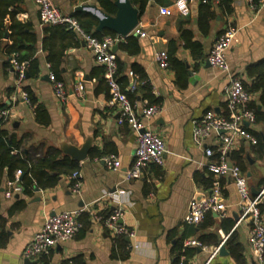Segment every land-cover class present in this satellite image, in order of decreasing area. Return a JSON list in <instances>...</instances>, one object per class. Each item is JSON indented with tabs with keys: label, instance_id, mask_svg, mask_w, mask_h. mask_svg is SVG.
<instances>
[{
	"label": "crops",
	"instance_id": "crops-1",
	"mask_svg": "<svg viewBox=\"0 0 264 264\" xmlns=\"http://www.w3.org/2000/svg\"><path fill=\"white\" fill-rule=\"evenodd\" d=\"M178 1L174 0L168 7V15L160 14L162 6L149 2L144 11L139 12L135 27L145 35L130 33L137 36L138 52L130 55L119 48L115 51L124 91H129L135 79L138 86L147 81L153 96L158 99L160 112L144 122L163 139L167 149L163 165L148 164L139 179L130 181L124 177L132 165L136 135L127 123L117 121L118 112L107 104L108 87L103 80L102 65L96 63L93 53L77 33L74 32V38L67 36L60 40L58 34L45 32L46 26L40 25L34 1L20 2L16 18L28 24L36 36L34 55L40 69L37 77H26L24 86L30 89L35 103L44 108L48 122L39 123L31 102L26 103L17 93L11 57L4 51L7 44L5 33L0 44V109L6 110L7 114L1 129L19 140V150L31 160L58 150L61 157L67 155L60 149L63 142L80 147L89 137L93 141L88 157L77 162L81 183L77 193L72 191V178L61 176L55 187L45 190L34 187L31 194H26L16 181L20 176L18 171L15 172V181L9 180L7 170L2 172L0 264H62L77 257L82 264H173L179 250L184 251L186 264H238L225 244V253L211 256L223 237L231 234L242 250L245 264H264V254L259 261L248 244L249 222L238 221V196L228 177L216 179L212 174V183L219 182L227 204L225 215L209 212L210 215L207 213L197 226L184 222L191 198L210 190L206 187L210 172L205 167L209 158L204 148L193 142L192 121L208 111L227 115L225 88L228 76L208 63V51L227 26L233 27L235 35L226 51V61L230 72L250 87L253 79L247 69L264 59V5L252 10L247 0H232V11L226 14L218 9V3L213 2L214 15L208 19L209 28L206 30L204 23L201 27L198 24L200 0H181L188 8L186 14L179 10ZM54 3L68 15L74 12L93 15L95 9L103 11L97 0H54ZM179 24L191 31L193 40L202 45V58H196L183 46ZM45 37L57 43L71 44L64 52L60 74L67 92L64 101L55 97L49 79L47 51L42 47ZM171 40H176V57L186 68L184 85L177 82L173 69L169 66L161 68L155 60L157 52H167ZM140 69L145 73L144 80H140L134 71ZM78 84L83 85L80 96L75 92ZM140 96L138 92L136 103L139 109L147 104V100ZM250 97L254 108L251 109L264 115V90L251 93ZM244 126L255 142L239 138L228 157L230 161L234 158L239 162L251 196L263 191L259 206L264 218V120H255ZM217 144L218 138L214 134L204 142V146L213 148ZM91 152L101 156L115 155L120 168H106L101 158L90 156ZM6 192H10V196H6ZM20 201L25 203L21 209L17 207ZM116 208L122 210L120 222L135 233L132 238L123 236L124 245L120 235L106 229L90 214L97 211L110 214ZM61 211L79 212V231L48 254L23 257L24 249L45 218ZM85 214L89 215V221ZM187 239L202 242L204 247L184 246ZM125 251L128 256L122 257ZM181 258L184 260V256Z\"/></svg>",
	"mask_w": 264,
	"mask_h": 264
},
{
	"label": "built area",
	"instance_id": "built-area-1",
	"mask_svg": "<svg viewBox=\"0 0 264 264\" xmlns=\"http://www.w3.org/2000/svg\"><path fill=\"white\" fill-rule=\"evenodd\" d=\"M38 10L39 22L41 26L45 25H67L74 29L82 41L93 53L96 63L103 67V78L108 87V106L114 108L118 112L119 123L126 122L136 135V145L133 155L132 165L125 172L124 179L126 181L139 179L142 175V169L148 164L163 165L164 157L167 149L163 139L154 131L149 129L144 120H148L157 113L161 108L157 105L143 106L140 109L136 102H131L123 92L117 80V56L112 50L124 39L125 36L116 34L114 36L106 35L102 38L92 36L85 33L78 25L77 21L71 15L60 11L54 0H33ZM221 0H214L219 3ZM250 9L257 10L264 5V0H247ZM181 13H188L186 4L179 0L177 3ZM161 15H168V7H160ZM131 32L144 36L145 33L138 28H134ZM235 29L230 25L215 39L211 45L208 54V63L215 68L220 69L228 76V84L226 90V116H220L212 111L206 112L200 118L192 121V139L193 142L204 148L205 155L209 158L205 167L207 171L215 176L228 177L238 196V208L240 211L239 220H247L249 222V231L247 241L249 246L255 252L259 261H262L264 254V218L259 208L260 194L251 196L247 180L238 165L229 160V151L235 145L239 138L247 139L255 142L254 136L245 128L244 124H252L255 122L254 111L248 107L250 102V94L244 88L242 80L230 72L226 61V51L229 48ZM13 54L11 59L12 67L15 71V87L20 98L30 104L28 93L23 89L26 80L28 63L18 61ZM155 60L161 68H167L168 57L166 51L157 52ZM49 79L52 82L53 92L57 99L64 101L67 92L62 81L56 80L53 74L49 73ZM138 86L135 79L129 87V91H134ZM83 85L78 84L76 94L81 95ZM15 98V96L13 97ZM6 110L0 109V118H5ZM216 135L218 144L215 148L204 146V142L211 136ZM106 168L117 170L120 168V161L115 155H105L101 158ZM20 174V171H18ZM76 179L73 184L72 191L77 193L80 188V173L75 172L71 176ZM10 196V192L5 193ZM200 198H197V196ZM194 195L188 204V210L184 217V222L189 225H198L209 213H217L220 216L225 215L227 204L225 203L221 186L215 181L211 189L207 193ZM93 219L101 223L106 229L111 230L116 235H123L128 238L134 237L133 230L128 229L120 222L122 217L121 208L114 209L108 216H103L101 212H90ZM78 211H61L48 215L42 226L34 233L30 243L23 251V257L34 258L39 255L48 254L55 246L70 240L81 228L78 220ZM237 221V222H238ZM225 235L220 245L212 250L211 256L219 252V248L227 240ZM184 246H197L203 248L201 242L195 239H187ZM178 264H183V258Z\"/></svg>",
	"mask_w": 264,
	"mask_h": 264
},
{
	"label": "trees",
	"instance_id": "trees-1",
	"mask_svg": "<svg viewBox=\"0 0 264 264\" xmlns=\"http://www.w3.org/2000/svg\"><path fill=\"white\" fill-rule=\"evenodd\" d=\"M22 0H0V44L4 39L5 33L7 34V44L4 47L6 54L13 58V54H16L15 58L18 61H25L28 63L27 74L28 78H34L39 75V62L35 57L34 44L36 43V36L30 31L28 24L22 23L16 18L18 6ZM130 3L135 6L140 13H142L149 2H153L157 5L163 7H169L173 4L174 0H129ZM257 2L258 0H254ZM115 0H97L99 7L103 12L108 15H114L116 7L114 4ZM214 0H200L199 13H198V24L200 27L203 23L206 26V30L209 28L208 19L213 17L214 11L212 9V4ZM58 7V6H57ZM218 9L223 13L229 14L232 11V0H221L218 5ZM77 21L79 27L85 32L92 36L102 38L106 35L114 36L116 33L105 29L103 32H98L95 30V27L98 23V20L95 16L84 13V12H74L72 15ZM45 32L52 34H58L60 40H64L67 36L75 37L77 33L74 29L69 28L67 25H45ZM205 30V31H206ZM180 38L183 41V46L188 48L192 55L196 58H202V45L198 41H194L192 38L191 31L183 29L182 25L179 24ZM78 35V33H77ZM220 35V34H219ZM79 36V35H78ZM69 43L53 41L50 37H45L43 39V50L47 51L46 61L49 64V72L53 74L56 80L61 81V68L63 63V56L65 50L70 46ZM120 50L127 52L130 55L136 54L139 50L138 39L134 34H129L124 37L122 41L117 44ZM177 43L176 40H171L168 43L167 57L168 64L171 69L174 70L176 80L180 85L182 80L186 79V68L182 61L177 57ZM1 49V48H0ZM117 80L127 96V98L133 103L137 100V93H141V99L147 100L146 106L150 105H159L158 99H156L151 91V87L148 82H143L141 85L136 87L134 91H124V88L121 85L122 78L119 77L120 73V64L117 60ZM139 75L140 80L146 79L145 73L140 70H134ZM248 75L253 79L252 85L247 87L246 84L244 88L251 95L260 90H264V59L257 62L256 64L251 65L247 69ZM26 74V75H27ZM104 80V79H103ZM105 82V80H104ZM23 89L28 93L30 102L33 106V111L36 117V120L41 124H46L48 118L45 114L44 108L36 104L34 99L31 96V91L27 86H24ZM248 107L253 108L252 103L249 102ZM255 120L263 121L264 115L258 113L256 110L254 112ZM4 123V119L0 118V176L4 170H7L8 178L10 181H15L17 179L15 172L20 171V176L16 180L24 188L26 194H31L34 187L40 189H50L56 186L59 182L61 176L71 177L73 173L79 171V164L73 160L68 155H62L60 151L55 153L47 154L39 157L36 160H31L27 154L21 152L20 142L14 136H10L7 132L1 129ZM126 123V122H124ZM257 136V135H256ZM260 140L259 136H257ZM92 158L98 157L102 158L99 153H90ZM105 156V155H104ZM234 160L236 165H239V162L231 158V161ZM213 175L210 173L208 179V184L206 187H212ZM76 179H72V184H74ZM25 205L24 201H20L17 204L18 208H23ZM260 208V206H259ZM261 210V209H260ZM103 216H108L109 214L101 213ZM86 215V220L89 221V215ZM210 215V213L208 214ZM205 217V216H204ZM194 226V225H190ZM197 226V225H196ZM122 236V237H121ZM125 237V236H124ZM123 235H120V240L122 244H125ZM233 235L228 236L225 241V246L229 250L230 256L238 263L245 264L243 259V254L240 246L235 243ZM201 244H203L201 242ZM125 254L122 257H127L128 253L125 251ZM181 256H184L183 264L185 263V253L184 251L179 250L175 255L174 263L178 264ZM47 264V263H46ZM62 264H82L80 259L73 258L71 260H66Z\"/></svg>",
	"mask_w": 264,
	"mask_h": 264
},
{
	"label": "water",
	"instance_id": "water-1",
	"mask_svg": "<svg viewBox=\"0 0 264 264\" xmlns=\"http://www.w3.org/2000/svg\"><path fill=\"white\" fill-rule=\"evenodd\" d=\"M114 4L116 7L114 15H108L98 9L94 10L92 14L98 19L96 31L103 32L105 29H108L116 34L127 36L138 25L139 11L129 0H115ZM117 48L118 46L114 45L112 50L115 52ZM188 74L192 76L191 71ZM26 77L28 78V74ZM46 78H48V75H46ZM92 141L93 139L89 137L80 147L63 142L60 144V149L76 162H82L89 155L92 148ZM197 198H200V196L198 195ZM219 253H225L223 244L219 248Z\"/></svg>",
	"mask_w": 264,
	"mask_h": 264
}]
</instances>
